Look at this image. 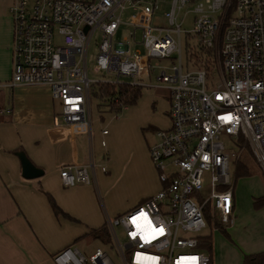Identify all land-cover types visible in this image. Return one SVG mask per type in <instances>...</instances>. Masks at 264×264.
<instances>
[{
	"label": "built area",
	"instance_id": "built-area-1",
	"mask_svg": "<svg viewBox=\"0 0 264 264\" xmlns=\"http://www.w3.org/2000/svg\"><path fill=\"white\" fill-rule=\"evenodd\" d=\"M186 8L195 15L190 32L202 58L184 71L181 38L190 32L182 29L180 18ZM126 10H131L126 24L131 31L115 43ZM9 12L12 72L7 87H49L66 127L73 135H87L90 144L91 84L167 92L170 126L156 130L149 148L161 188L109 219L107 229L119 264H210L200 246L201 232L207 227L206 209L212 222L217 215L225 225L234 221L231 162L239 163L248 150L264 176V0H14ZM96 33L95 71L112 78L88 77V49ZM133 44L144 53L132 50ZM175 55L178 65L163 66L156 84L147 82L152 59ZM100 144L105 147L104 141ZM94 169L92 159L63 166L61 184L88 185ZM116 228L123 231L124 244ZM52 261L117 264L100 248L86 256L73 246L55 253Z\"/></svg>",
	"mask_w": 264,
	"mask_h": 264
},
{
	"label": "crops",
	"instance_id": "crops-1",
	"mask_svg": "<svg viewBox=\"0 0 264 264\" xmlns=\"http://www.w3.org/2000/svg\"><path fill=\"white\" fill-rule=\"evenodd\" d=\"M13 2L0 3V111H5L0 112V264H54L55 253L67 246L79 250L78 243L91 240L85 236L89 231L106 224H99L101 218L95 223L87 215L90 206L96 208L99 194L92 172L89 171L88 185L65 188L61 184V167L85 165L93 160L83 134L73 135L64 122H58L60 114L55 111L56 102L49 87H7L12 72L9 10ZM20 151L43 170V176L32 180L22 178L15 155ZM160 188L153 176L149 192L130 202L123 208L124 213ZM47 195L52 197L61 215L54 214ZM238 205L239 199L233 191L234 218ZM76 221L82 225L78 232L72 224ZM211 264H214L212 254Z\"/></svg>",
	"mask_w": 264,
	"mask_h": 264
},
{
	"label": "rangeland",
	"instance_id": "rangeland-1",
	"mask_svg": "<svg viewBox=\"0 0 264 264\" xmlns=\"http://www.w3.org/2000/svg\"><path fill=\"white\" fill-rule=\"evenodd\" d=\"M1 2L3 3V0H0ZM130 14L131 10L122 13L123 24L113 37L115 43L122 41L131 31V28L126 25ZM194 18L195 15L189 9H184L180 18L182 29L187 32L192 31ZM140 40L141 35L137 32L136 41L140 42ZM181 42L182 67L184 71L187 68L190 70L194 64L200 63L202 55L197 40L191 32L188 36L183 34ZM98 45L99 35L96 33L88 49V77L91 80H103L104 77L112 78L113 76H105L103 73L95 71ZM131 49H137L142 54L144 53V48L140 44H133ZM150 64L154 71L147 82L156 84L155 76L162 67L178 65V57L175 55L171 60L155 58L151 60ZM99 88L100 85L91 84L89 92L92 123L90 146L87 135H83L87 151L91 150L93 154L94 178L96 177L99 193L98 198L96 196V208L90 206L87 215L93 217L95 223L101 218L99 224L107 225L109 219L125 214L140 204L141 200L125 213L123 211V208L130 202L132 203L149 192L153 176H156L157 182L159 181L149 157V148L156 141V130L167 129L170 126V119L166 115L169 109V99L167 92L161 88H142L135 104L129 105L127 108L112 110L109 102H105L99 97ZM55 111L59 112L57 102ZM0 112L5 113V111ZM57 120L59 123H63L60 115L57 116ZM104 129L107 130V135L102 136L101 131ZM223 138L226 142L229 139ZM101 141L105 142V147L101 146ZM239 164L245 165L246 174L238 170ZM102 167L108 173L103 172ZM230 178L235 181L234 195L239 199L233 223L225 225L217 215L213 222L207 221V227L201 232L203 236L209 235L211 238V254L214 264H242L245 255L264 252V206L255 205V200L264 197V176L248 150L245 151L239 163L231 162ZM203 182L207 184L208 179L205 178ZM72 224L77 232L82 228V225L77 221ZM115 230L119 242L124 244L123 231L120 228ZM108 236V239L103 241L99 239L82 240L77 247L86 256L96 248H100L107 254L110 261L119 264L117 249L109 231ZM203 252L210 255L206 250ZM125 253L129 256L128 251Z\"/></svg>",
	"mask_w": 264,
	"mask_h": 264
},
{
	"label": "trees",
	"instance_id": "trees-1",
	"mask_svg": "<svg viewBox=\"0 0 264 264\" xmlns=\"http://www.w3.org/2000/svg\"><path fill=\"white\" fill-rule=\"evenodd\" d=\"M140 90L137 89H130L126 87H114V86H108V85H102L99 88L98 94L99 97L104 100L105 102H109L110 107L113 109L120 108V105L122 106H129L136 103L137 98L139 97ZM115 100H118V103L115 102ZM21 152V151H20ZM238 170L243 171L244 174L247 173V169L245 165L239 164ZM48 196V201L51 205V208L56 216L61 215V210L56 206L54 200L51 196ZM255 205L258 207L264 206V197L255 200ZM206 221L211 220V214L208 209H206ZM225 231L224 229H222ZM85 236L91 238V239H99V240H107L108 239V230L106 225H102L101 227L97 229H92L89 231L88 234ZM200 246L206 250L211 257V238L209 235H205L201 238ZM211 264V263H210ZM242 264H264V252L257 253V254H250L245 255L243 258Z\"/></svg>",
	"mask_w": 264,
	"mask_h": 264
},
{
	"label": "water",
	"instance_id": "water-1",
	"mask_svg": "<svg viewBox=\"0 0 264 264\" xmlns=\"http://www.w3.org/2000/svg\"><path fill=\"white\" fill-rule=\"evenodd\" d=\"M20 167H21V176L26 180L37 179L43 176L44 172L40 168L36 167L24 154V152H16Z\"/></svg>",
	"mask_w": 264,
	"mask_h": 264
},
{
	"label": "snow or ice",
	"instance_id": "snow-or-ice-1",
	"mask_svg": "<svg viewBox=\"0 0 264 264\" xmlns=\"http://www.w3.org/2000/svg\"><path fill=\"white\" fill-rule=\"evenodd\" d=\"M143 215V214H142ZM134 223H135V219H134V221H133Z\"/></svg>",
	"mask_w": 264,
	"mask_h": 264
}]
</instances>
